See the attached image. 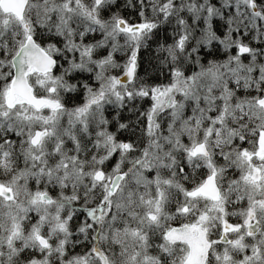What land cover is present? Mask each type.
<instances>
[{"label":"snow or ice","instance_id":"obj_1","mask_svg":"<svg viewBox=\"0 0 264 264\" xmlns=\"http://www.w3.org/2000/svg\"><path fill=\"white\" fill-rule=\"evenodd\" d=\"M0 264H264V0H0Z\"/></svg>","mask_w":264,"mask_h":264},{"label":"trees","instance_id":"obj_2","mask_svg":"<svg viewBox=\"0 0 264 264\" xmlns=\"http://www.w3.org/2000/svg\"><path fill=\"white\" fill-rule=\"evenodd\" d=\"M121 2L123 3L124 0H121ZM135 2V0H133V3ZM124 14L128 17H132L133 16V9L131 7H128L125 9V12ZM170 38L169 35H168V32H167V29H164L163 31H159L157 33V39H168ZM254 47H259L261 45L257 44V43H254L253 44ZM142 55H144L145 57L147 56V53H142ZM246 59V57H245Z\"/></svg>","mask_w":264,"mask_h":264}]
</instances>
